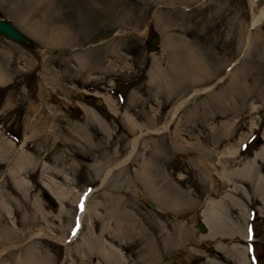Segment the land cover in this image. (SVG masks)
Wrapping results in <instances>:
<instances>
[{
  "label": "rangeland",
  "instance_id": "1",
  "mask_svg": "<svg viewBox=\"0 0 264 264\" xmlns=\"http://www.w3.org/2000/svg\"><path fill=\"white\" fill-rule=\"evenodd\" d=\"M0 19L35 44L0 35V264H111L105 248L123 264H145L143 250L152 243L164 253L174 228L184 246L174 248L172 264H233L199 230L201 210L161 209L148 185L159 180L202 199L219 185L203 163L238 145L232 155L242 166L264 145V0H0ZM153 34L156 52L147 49ZM172 136L183 147L159 155ZM136 137L129 160L116 166ZM23 151L32 161L17 167ZM256 167L264 175V162ZM11 177L25 182L22 191ZM46 186L55 205L41 196ZM248 195L243 217L233 206L230 216L243 234L253 230L256 259L246 238L237 242L246 263L264 264V206L252 189Z\"/></svg>",
  "mask_w": 264,
  "mask_h": 264
},
{
  "label": "bare ground",
  "instance_id": "2",
  "mask_svg": "<svg viewBox=\"0 0 264 264\" xmlns=\"http://www.w3.org/2000/svg\"><path fill=\"white\" fill-rule=\"evenodd\" d=\"M253 23L256 24L257 20L254 19ZM62 36L63 34L60 35L59 38L61 39ZM157 76L158 75L156 74V77ZM156 77L153 76V78ZM191 78H194V76H191ZM0 83H2L1 76ZM211 87L212 86L204 89H196L193 91L192 95L207 92L211 89ZM104 99L105 106L108 107L109 110H111L113 108L111 104L112 102L109 98ZM187 99L177 103V105L172 107V111L170 112L172 116L171 120L175 117L178 109L186 102ZM84 112L86 113L87 118L90 119V121L97 122L102 128L106 129L105 125L103 124V121L101 122L100 119H98L97 115L94 114V112L92 113L86 108H84ZM123 121L128 122L131 126L136 125L134 123L133 118L127 114H125V116L123 117ZM169 124L170 122L166 123V125H164L161 130L154 129L152 131L154 134H158L159 131H165ZM139 136H141V134ZM29 137L30 136H24L20 148L25 145V142L28 140ZM138 137L133 140L134 143L132 144V151L130 152L129 156L119 162L116 166H121V164L124 163L126 164V162L131 157L132 152H134L133 149L135 148V144L137 142ZM181 138L183 139V137ZM242 140H244L243 136L239 138V143ZM168 143L169 144L165 143L164 141H160V147H157V152L159 155L162 153L160 152V150L164 147L166 148V150L168 149L169 151H172V148L174 149L178 147L181 149L183 147V141L179 139V141L176 142L175 136H172V141ZM6 144L9 145V142ZM193 145L192 148H194ZM237 146H228L223 149L216 163L202 164L204 165L203 169L205 170L206 178H208L209 182H212L213 178L219 181V185H210V187L207 188V191H205L206 193L204 194L205 197H203L202 199L199 196L194 197L186 191H183L182 188L177 185H158L157 182L161 183L159 180L157 182L154 181L153 185H148V187L150 188L148 189V192L151 195H149L151 198L159 202L161 209H166L165 207H167L171 210L176 211L177 213L183 214L193 212L195 209L201 210V213L199 214L201 216L200 220L203 226H205V228L207 229V234L205 235V237H207L208 239L215 240L216 245L213 247L215 252H218L221 256L223 254L224 258H227V260L232 261L233 264H247L245 256L242 253L243 248L237 243L243 237L245 238V234H243V228L239 224L233 222L230 216V213L232 212L230 206H233L243 217L245 210L247 209L246 203L247 205L251 203V199L248 195L249 189H252L253 193L257 195L256 199L260 200L261 202L264 201V175L261 174L256 167L257 161L264 162V145L259 149V151L254 154L250 163L236 167L235 165L238 164V155H232V151L234 148L236 149ZM195 149L200 150V153H202L201 148H196L195 146ZM31 161L32 158L29 156V153H25L23 151L18 154V156L13 162L17 167H20L22 165L25 166L24 164L26 162L31 163ZM143 167H145L144 164L142 168ZM11 178L13 185H15V188L22 191L24 189V186H26L25 182L22 179H18L15 177ZM144 186L147 187V185ZM44 188L51 194V196L54 197V199L56 198L57 200H59V198H57L58 196H56L49 187L46 186ZM84 213L85 208L83 207V211H81L80 216L81 218ZM174 230L176 231V228H174ZM174 230L168 232L167 234H164V247L162 248L164 250V253H160L156 245L152 243L151 245L146 247L149 248L148 250H143L141 254V259L145 264H162L165 261H169V264H172V254L174 253L173 251L176 250L174 248L179 247L180 249H182L181 247L184 246L181 241L178 240V236H176L177 232L174 233ZM75 233H73V235H75ZM203 237L204 236H201L200 239ZM190 238L191 237L187 235V239L186 241H184V243L191 241L192 239L190 240ZM100 252H102V254L104 255L103 259H107L109 263L111 262V264H119V262L121 261V263L123 264V261L120 255L118 254L117 250H114L113 248H111V250H108L107 248H105L103 249V251ZM206 264L219 263L213 260H208Z\"/></svg>",
  "mask_w": 264,
  "mask_h": 264
},
{
  "label": "water",
  "instance_id": "3",
  "mask_svg": "<svg viewBox=\"0 0 264 264\" xmlns=\"http://www.w3.org/2000/svg\"><path fill=\"white\" fill-rule=\"evenodd\" d=\"M0 35L3 36L4 38L26 46V47H35L34 42H32L27 36H25L21 31H19L16 27H14L12 24L9 22L3 21L0 19ZM158 43H159V38L156 34H153L148 42L147 49L150 52H156L158 50ZM41 196L43 199H45L50 205H55V199L49 192L46 190L42 191ZM142 202H144L150 209L154 210L155 206L152 205L150 202L145 200L144 198H140ZM198 228L201 232L205 231V227L203 226L202 223H199Z\"/></svg>",
  "mask_w": 264,
  "mask_h": 264
},
{
  "label": "flooded vegetation",
  "instance_id": "4",
  "mask_svg": "<svg viewBox=\"0 0 264 264\" xmlns=\"http://www.w3.org/2000/svg\"><path fill=\"white\" fill-rule=\"evenodd\" d=\"M262 204H263V206H264V201L262 202ZM249 211L247 212L248 214H247V217H248V219L249 220H251L252 222L254 221L255 222V219H257L256 218V215H257V213H256V210L254 209V208H249L248 209ZM257 221V220H256ZM246 231V233L249 235V236H253V230L251 229V227H250V225H248V228H246L245 230H244V232ZM254 233H255V231H254ZM252 242V241H251ZM248 251V252H247ZM246 252L250 255V257H249V259L250 260H252L253 258H255L254 256H252L251 254H252V252H253V246L252 245H250L249 247H248V250H247ZM256 259V258H255ZM252 264H256V260L254 261V263H252Z\"/></svg>",
  "mask_w": 264,
  "mask_h": 264
}]
</instances>
